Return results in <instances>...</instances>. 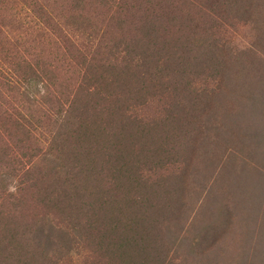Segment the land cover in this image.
I'll return each mask as SVG.
<instances>
[{"label":"trees","instance_id":"trees-1","mask_svg":"<svg viewBox=\"0 0 264 264\" xmlns=\"http://www.w3.org/2000/svg\"><path fill=\"white\" fill-rule=\"evenodd\" d=\"M117 1L118 8L126 5ZM236 1L254 31L242 50L194 38L190 27L188 34L179 27L169 33L164 23L175 18L173 10L163 21L147 9L134 33L126 41L114 39L106 52L97 29L79 12L71 51L63 54L75 77L63 92L52 91L48 76L29 64L24 70L0 64V88L16 105L5 112L0 130L25 145L28 159L20 172L0 160V264L59 263L87 242L118 264H264V0ZM83 2L76 0V8ZM26 9L33 27H46ZM7 53L2 55L12 58ZM207 68L217 76L221 101L239 92L244 101L233 98L217 121L200 109L205 116L198 123L222 150L202 183L192 173L198 171L191 162L196 153L179 161L176 173L167 172L180 136L169 125L196 126L194 103L183 115L179 103L170 104L159 127L142 123L132 107L151 79L160 88L165 79L176 82ZM173 82L172 91L186 93ZM142 163L166 172L151 181L142 177ZM191 196L196 211L183 216L179 208ZM28 208L38 213L26 219Z\"/></svg>","mask_w":264,"mask_h":264},{"label":"rangeland","instance_id":"rangeland-1","mask_svg":"<svg viewBox=\"0 0 264 264\" xmlns=\"http://www.w3.org/2000/svg\"><path fill=\"white\" fill-rule=\"evenodd\" d=\"M75 1L0 0V55L4 52L10 54L9 51L13 54L12 58L9 55H2L4 60L0 64H3L2 66L4 67L10 66L11 68H20L22 70L29 64L33 67V70L40 71L38 73L44 72V76H48V80L52 84V91L56 93L59 91L63 92L64 86H68V83L75 77L70 72L69 59H66L63 54L71 51L69 40L71 41L75 34L72 20H74L75 14L79 12L86 20L82 19L84 22L93 25L94 29H97V35L102 37L101 43L105 45L104 51L106 52L114 39L126 41L134 33L133 28L144 18L141 16L145 15L147 9L152 10L154 13L152 15L160 17L163 21L166 19V14L168 18L171 17L170 13L173 10L175 18L164 23L165 27L167 25L166 29L169 33L178 31L179 27V29H182L181 33L188 34L190 27V30L195 32L192 35L195 36L194 38L202 41L205 38L207 41H215L216 45L225 44L235 48V50H242L248 47L254 34L248 17L246 19L245 14L240 9H237L236 5L238 2L236 0H126V5L121 6V8L120 6L118 8L120 1L118 4L117 0L114 1L115 3L113 0H108L109 3L105 0H100L99 2H97L98 0H86L85 4L84 0L82 11L76 8ZM26 7L31 8L34 14L38 16V20H43L47 28L51 25L52 29H54V31L50 30V32H53L51 33L52 35L43 36L44 33L42 31L46 27L42 25H39L38 28L36 25L33 27L30 17L27 16ZM183 23H185V26ZM62 40L63 43L61 42ZM106 52L104 53L106 54ZM188 70L193 71L194 69L187 67L186 71L188 72ZM191 71L186 73L181 80H176L179 83V87H185L186 93L172 91L171 81L173 82V80L170 78L169 80H163L160 88L156 83V78L146 82L147 87L144 86L141 93L136 95L138 96L137 104L132 107V110L142 123H155L159 127L165 125V117L170 104L179 103L181 106H176V108L180 107L183 115L185 111L190 112L189 104L194 103V106L191 107L197 114L194 120L196 126L192 125V127L182 128L183 124L178 127H176L175 123H170L169 125L170 129L174 130L177 128L174 133L177 136L180 134V136L177 138L174 134L179 143L176 146L175 152L177 153L171 158L173 161L168 165L167 172L176 173L181 165L179 161H182L187 154L196 153L198 157L194 156L191 162L193 164L192 168L196 167L198 171L193 172L192 170V173H195L198 180L204 183L203 176H211L210 171H213L216 159H218V155L222 150L220 144L218 147L215 146L216 143L213 141L212 131L203 128L206 124H201L202 121H199L200 124L198 123V120L203 119L205 116L201 110H206V116L211 114V118L217 121L221 112L227 111L229 109L227 106L235 103L233 98L236 102L244 100L240 97L243 92H239L233 96H226L221 101L219 98L220 86L216 88L218 84L215 85L217 76L216 74L214 75V71L207 68L190 74ZM2 80L0 77V81ZM157 81L161 83L160 80L157 79ZM176 82H173L174 86ZM10 93L5 87L0 88L1 125L3 121H7L5 112H12L16 109L14 97H11ZM211 93L213 95H210ZM15 99H18L16 94ZM63 99L68 98L63 97ZM199 100L200 104H198ZM163 127L165 128L166 126ZM0 137V150L4 151L3 156L0 154L1 162H8L9 166L15 167L20 172V164L24 160L26 162L28 160L27 156H22L26 153L23 148L25 145L13 139L11 140L10 135L5 134L1 130ZM3 140H6V142ZM207 155L212 156L213 159H209ZM216 155L217 158L215 157ZM214 159L212 166L210 165L209 167V164L206 163L208 165L205 167L206 171L202 169L205 161L213 162ZM140 166L142 177H146L151 181L156 180L159 174L163 175V172H166V169L163 171L161 169H153L152 166L150 168L144 163ZM205 183L208 184L209 182L205 180ZM7 189V191L12 190V185L9 184ZM183 198L186 201L188 197ZM197 204L198 201L195 202L193 196L188 198L186 205L179 208L182 212L181 215L190 216L191 213L196 211ZM36 213H38V208H28L24 211V215L27 216L26 219ZM178 225L176 222H172L171 228L177 229ZM190 229L195 232V229ZM193 232L191 234L188 232L187 237L192 238L190 235L193 236ZM210 239L211 237L207 240H201V243L204 244ZM224 241L226 242V238ZM95 252H97L96 246L92 243L77 244L66 258L63 257L59 263L58 261L56 263L118 264L116 259H108L104 254L100 255V252L95 254ZM213 252H215L214 249ZM174 256L176 254L173 250H170L168 257L172 259Z\"/></svg>","mask_w":264,"mask_h":264}]
</instances>
